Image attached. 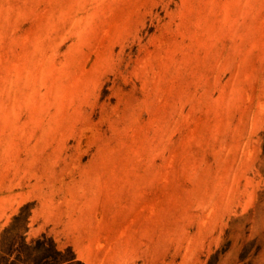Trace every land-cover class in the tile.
<instances>
[{"label":"rangeland","instance_id":"rangeland-1","mask_svg":"<svg viewBox=\"0 0 264 264\" xmlns=\"http://www.w3.org/2000/svg\"><path fill=\"white\" fill-rule=\"evenodd\" d=\"M5 231L264 264V0H0Z\"/></svg>","mask_w":264,"mask_h":264},{"label":"trees","instance_id":"trees-1","mask_svg":"<svg viewBox=\"0 0 264 264\" xmlns=\"http://www.w3.org/2000/svg\"><path fill=\"white\" fill-rule=\"evenodd\" d=\"M74 260L64 257L45 237L26 242L25 237L5 231L0 238V264H73Z\"/></svg>","mask_w":264,"mask_h":264}]
</instances>
